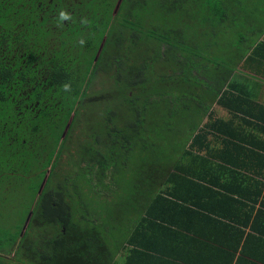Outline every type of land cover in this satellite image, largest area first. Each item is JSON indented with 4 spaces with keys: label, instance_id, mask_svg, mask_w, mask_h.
I'll return each mask as SVG.
<instances>
[{
    "label": "trees",
    "instance_id": "16d2710c",
    "mask_svg": "<svg viewBox=\"0 0 264 264\" xmlns=\"http://www.w3.org/2000/svg\"><path fill=\"white\" fill-rule=\"evenodd\" d=\"M119 1L0 0V205L8 199V188L21 186V189L14 191L19 192L18 201L25 199L19 203L23 205L22 208L18 202L17 207L16 204L12 205L13 212L19 207L16 230L11 232L12 225L0 226V264H7L3 260V251H10L11 248H6L10 245L22 250V260L20 257L16 259L19 264L110 262L104 246L94 255L79 251L81 246L78 244L83 245V242L88 248L94 244L97 250L102 240L95 225L92 228L74 225L66 190L59 186L62 181L57 178L51 184L48 180L47 186L41 190V183L55 156L54 151H50L42 162L43 149L46 145L50 148L60 145L62 154L66 140L73 137L71 132L77 126L79 116L94 113H90L91 108L85 112L86 107L101 104L103 107L102 102L109 100V97L115 104L105 106L103 116L98 114L96 121L99 132L94 133L93 145L87 147L96 158L101 173L107 175L111 174L110 171L115 172V182L117 177L128 174L131 167H134L131 171L141 169L149 158L159 154L163 142L177 134L184 144L171 165L152 162L142 173L138 190L147 182L150 188L153 185L155 188L145 199L141 214L127 234L125 255L120 264H264V219L262 222L259 220L261 215L264 216V200L261 207H252V213L255 211L253 222L249 225L252 233L245 234L238 225L224 223V219H233V216L226 212L223 214L226 207L220 209L217 205L219 198L233 202L238 199L227 198L224 192L227 187L213 190L203 185L204 177L193 176L185 168L199 167L200 164L205 166L207 163L208 167L250 171L252 175L242 171L235 172L237 175L234 176V173L230 174L233 183L242 186L254 184L261 188L264 186L262 135L254 136L257 139L250 140L251 143H244L228 135V120L214 116L209 105H206V114L201 115L200 109L204 107L202 100L204 102L205 99L203 96L199 99L203 86L200 84L206 80L198 84L196 75L189 76L185 69L184 72L177 70V66L183 67L179 63L172 67L173 73L156 75L157 49L150 55L142 56L136 65L128 62L133 51L138 50L140 33L169 45H177V36H172L174 27L172 23L167 24L166 16L179 24L183 21L181 12L184 10L185 22V18L191 21L192 15L188 13L195 12L197 0H174L169 6H166L168 0H121L117 7ZM234 1L244 9L243 13L252 12L255 18L264 21V18L261 20L264 10L258 6V0L251 3V9L245 6L250 0ZM211 2L218 4L220 1L203 0L202 22L210 25L214 24L213 16L220 14L215 13L220 12L219 8L211 5ZM162 12L166 14L161 15ZM61 13L65 18L61 17ZM225 18L226 10L223 9L218 20ZM156 21L157 24L166 25L161 27L162 33L156 30H149L148 33L140 31L144 24L155 27ZM102 41L103 50L98 54ZM108 46L112 51L108 49L105 56ZM191 49L184 47L185 53L200 55L196 49ZM233 49L228 54L230 64L227 63L226 68L210 66L209 59L204 60L203 64L199 62L197 68L201 69L207 80L220 70L215 74L217 83L213 87V103L225 108L235 118L263 126L261 133L264 134V95L258 96V91L264 88V40L251 42L246 50L240 46ZM141 55L144 53L141 52ZM237 60L241 61L240 73H234V67L230 66ZM99 71L107 75L106 82L109 80L110 83L104 87L107 93L105 98L104 90L99 94L90 92L92 81ZM151 95L164 99L163 103L155 101L156 108L163 106L155 120L148 117L147 110L150 108L146 105L139 108L137 102L144 98L146 103ZM126 107L134 109L135 114L132 115ZM202 117L203 120L198 122L201 124L181 135L183 125ZM159 118H163L164 122L157 121ZM211 133L222 137L221 145L217 148L219 154H214L218 163L193 153L212 151L215 144L208 139ZM106 137L110 142L107 146V142L104 143ZM187 155L191 164L184 166ZM89 168V165L80 168V172L89 171ZM185 183L189 185L184 190ZM206 183L214 182L207 180ZM215 183L224 185L218 181ZM97 188L94 190L96 201L102 195L101 187ZM140 190L142 194L144 188ZM78 194L79 201H84L81 193ZM253 194L254 198L261 194L264 198V191ZM236 195L241 196L242 193L236 192ZM235 203L244 206L241 200ZM29 212L31 219L28 228L25 235L19 237L21 222ZM212 212L221 221L208 215ZM184 213L190 218L211 217L224 224L226 230L237 231L238 236L246 235V238L233 239L237 240L236 244L232 239L219 241L209 231L204 239H187L189 248L184 253L185 233L181 220ZM50 226L52 232L46 231ZM220 232L221 236L225 235L223 230Z\"/></svg>",
    "mask_w": 264,
    "mask_h": 264
},
{
    "label": "rangeland",
    "instance_id": "374dc122",
    "mask_svg": "<svg viewBox=\"0 0 264 264\" xmlns=\"http://www.w3.org/2000/svg\"><path fill=\"white\" fill-rule=\"evenodd\" d=\"M173 1L174 0H168L166 6L171 5ZM219 1L220 2H218V4H214L211 2V5L218 6L220 12H215L217 14H221L222 10L225 9V19L218 20L220 16L219 14V16H213L214 24L210 25L208 22L203 23V0H197L195 12L188 13L192 15L190 16L191 21H188L187 18H185V22L184 10L181 12L183 15V21L181 23L179 22V24H177L178 21L174 22L171 20V18H168V15L166 16L167 24L172 23L174 27V34L172 36H177V45H169L165 41L153 39L151 36H142V34L140 33L137 41L138 50L136 52L133 51L132 55H130L128 59L129 64L136 65L141 61L142 56L145 57L147 55H150L157 49L158 57L157 62L154 65L156 75H162V72L173 73L172 67H174L176 63H179L182 64L183 67L177 66V70L184 72L185 69V73L189 76L196 75L199 80L198 84H200L201 80H206L204 83L200 84L203 86L200 90V93L202 95L199 96V99L201 100L202 96L205 99L204 102L202 100V103H204V107L200 109V111H202L201 115L206 114V105H209L211 109L214 106L217 107V105L213 104V97H215V91L213 87H215V83H217V76L215 74L220 70H215V74L211 75L210 79L207 80V78L203 75L201 69L197 68V65L199 66V62L203 64L204 60L209 59L212 62H209L210 66L213 65L214 68L218 67V69L226 68V66L230 64L228 62V54L232 53L231 50H234L233 47L240 46L243 50H246L248 44H250L251 42L254 43L258 40H264V21H259L254 17L252 12L250 13L248 11H245L243 13L244 9L241 8V6L238 5L234 0ZM255 2L256 0L253 2H251V0L247 1L245 6H247L248 9H251V3L254 4ZM120 3L121 0L118 2L117 7H119ZM257 3L258 6H262L261 10H264V1L258 0ZM168 12L169 9L166 11V13ZM166 13L162 12L161 15H164ZM261 15V20H263L264 12ZM157 22L158 21H156V24H154L155 27L152 26V24H144L142 26L143 28H141L140 31L143 33H148L149 30H156L159 34L162 33L163 30L161 29V27H166V25H163V23L162 25L161 23L157 24ZM181 35H183V37ZM103 44L104 42L102 41L97 51L98 54H100V52L103 50ZM178 45L179 47H177ZM184 47H188L190 49L194 48L198 53H200V55H191L190 53H185L186 51H184ZM108 49L109 52L112 51V48L108 46L105 56L107 55ZM141 52L144 53V55H141ZM154 55H156V53ZM231 57L232 56H230V58ZM240 63L241 61L237 60L233 65H230L231 67H234V73H240L242 67ZM161 66L162 70L160 71ZM104 74L105 73L102 71H99V73L96 74L94 80L92 81L90 92L99 94L104 90L105 96L103 97L105 98L107 93L105 92L106 89L104 87L109 86L110 83L109 80L108 82H106V79L108 78L107 75ZM152 76L153 79H155L154 73ZM182 77L184 79V74ZM155 101L163 103L164 99L161 96L157 98L156 95H151L150 100L146 103L144 102V98H141L137 101L140 104L138 105L139 108L144 107V105H146L147 108H150V110H147V114L150 120H155L158 117V113L163 108V106L161 105L156 108L155 104L157 102L155 103ZM102 103L106 106V108L115 104L114 101H111V97H109V100L104 99V102ZM101 105L93 108L88 106L86 107L85 112L91 108L90 113H92L93 111L94 113L90 115L82 114L81 116H79V119L76 121L77 126L72 129L71 132L73 137H69L66 140V143L63 146V149H65L62 151V154L60 152L62 150L60 145L56 148H50L48 145H46V147L43 149V151L41 152L42 158L40 157L42 159V162L43 159H46L50 151H54L55 156L53 164L48 167L43 182L41 183V190H43L47 186L45 185L46 181L50 180L49 183L52 184L54 180H57V178L58 180H61L62 182L61 184L59 183V186L66 190L65 193L67 194V197L66 195L65 197L71 206V212L73 214V218L75 219L74 225H78L83 228H90L92 225H95L96 231L100 234V240H102V245L97 250L95 249L94 244H90L88 248V246L83 242V245L78 244V246H81V249H79V251H84L85 253L94 255L96 252L102 251V246H104L106 256L111 259L108 264H120L123 261L125 255V239L127 237V234L129 233L130 228L132 227L139 214H141L143 210L142 208L145 206V199L154 192L155 188V185H153L154 188H150L149 183L147 182L146 184H143V186H141L140 189L144 188V191L142 192V194H140L142 190H138V186L139 181L142 178V173L152 162L171 165L173 162H175V155L177 151L182 150L184 148V144L177 134L171 139L163 142L164 144L163 147L161 146L162 148L159 151V154L149 158L146 162V164H148L147 166H145V164V167H142L143 169L141 168L139 170L132 171L131 169H133L134 167L128 166L131 167L128 174L123 177H117L115 182V172L110 171L111 174L107 173V175H105L103 172L101 173L100 168L95 162L96 158L91 155L92 152L87 147V145L89 144L93 145V140L95 138L94 133L99 132V123L96 121V118L99 116L98 114H101V116H103L102 114L106 109L105 106L101 107ZM179 105L181 106V104ZM126 110L129 111L132 115L135 114L134 109H129L126 107ZM80 118L84 119L80 120ZM200 120H203V117L200 119L197 118L195 122L190 123L189 125H183V129H181V135L184 134L185 131L192 129V127L201 124L198 123ZM157 121L164 122V119L162 118L161 120V118H159ZM170 127H173L172 124H170ZM106 142L107 137L106 140H104V143ZM109 143L110 142H107L105 146H107ZM87 165L90 166L89 171L87 170L84 172H80V168L86 167ZM54 173L55 175H53ZM49 183L48 186L52 187V185ZM94 183H98L99 185L95 186ZM97 187H101L100 190L102 191V195L96 201L94 200V198L96 197L94 190L98 189ZM15 189H21V186L13 189H6L8 199L0 205V212L3 214V216H1L2 214L0 213V226L12 225L13 227L11 228V232L16 230V226H18L17 223H19L16 220V217L19 215V207L22 208L23 206L19 203L24 202L25 200L20 198V200L18 201L19 192L14 191ZM78 193H81L80 195L83 198L82 200L84 201H79ZM132 195L134 197L130 198V196ZM91 198H93V201ZM17 202L19 204V207L13 212L12 205L16 204L15 207H17ZM80 204H82V206ZM85 214H87L88 216ZM30 219L31 212H29L26 215L25 220L21 222L19 237L25 235ZM45 230L48 232H52L53 229L50 226ZM70 232L71 235H73L72 231ZM6 248H11V250L6 252L3 251L4 262L7 264H19L16 259L22 256V250H17L15 245L13 247L11 245L6 246ZM70 256L71 253L68 254V257ZM20 260H22L21 257ZM27 264L29 263L27 262Z\"/></svg>",
    "mask_w": 264,
    "mask_h": 264
},
{
    "label": "crops",
    "instance_id": "0c3cea01",
    "mask_svg": "<svg viewBox=\"0 0 264 264\" xmlns=\"http://www.w3.org/2000/svg\"><path fill=\"white\" fill-rule=\"evenodd\" d=\"M261 92V94H260ZM258 91V96L259 97H263L264 95V88H262L261 91ZM214 106L211 110L214 114V116L216 117H221L224 120H228L227 124L228 126V135L234 139V137L239 138L240 140L244 141V143H251L252 139H257L254 138V136L258 137L261 136L264 138V134H262L261 130L263 128V126H259L257 124H255L254 122H250V121H246V120H242L239 119L238 117H233V115H231L225 108H223L222 106H219L216 103H213ZM231 120V121H230ZM264 133V132H263ZM227 134V133H225ZM216 134H208V139H211L213 144H215L212 149V151H197V152H193L195 155H199V156H205L207 157V159L212 160L215 163H218L214 154H219L217 153V148H219V146L221 145L222 142V137H219V139L216 137ZM228 136V137H229ZM264 141H261V145H263L264 143H262ZM245 145V144H244ZM234 153V151H233ZM210 155H213L214 157H210ZM189 157L187 155L186 159H184V166L185 165H190L191 163L189 162ZM186 170L192 174L193 176L196 177H204V179H206L205 181H202L201 183L203 185H206L210 188H212L213 190H221L222 187H227L226 190H224V192L227 194V198L231 199V198H236L238 200H226V201H222L221 198H219V201L217 202V205H219L220 209L223 207H226L224 209L223 214L229 213V216H233V219L229 218V219H224V223H228V222H232L236 225H238L239 227H241L242 229H244L245 234H250L251 235V230L249 228V225L253 222V212L252 213V207H254L255 209L261 207V204L264 200V198L262 197L263 194L257 196V198H254V192H258L259 190H261V192L264 191V186L263 187H258L257 185L251 184V185H241L240 183L236 184L233 183V179H232V173L233 176L237 175L235 172H239L242 171L243 173H246L248 175H252V173L250 171H243L237 168H220L217 166V168L214 167H208L207 163L205 164V166L203 165H199L195 166V167H186ZM257 174V173H256ZM227 177V178H225ZM207 180H211L212 182H214L213 184H208L206 183ZM220 182L223 183L224 185H220V184H216L215 182ZM189 185V183H185L184 184V190L185 187ZM236 192H240L242 193V195H236ZM239 197V198H237ZM243 201L244 206L239 205L238 203H235L236 201ZM255 200V201H254ZM218 210V209H216ZM237 215H235V213ZM208 215H211L213 218L221 221V218L219 216L216 215V213L212 212L209 213ZM262 217H259V220L264 219V216L261 215ZM213 218L211 217H194V218H190L188 216H186V213H184L183 217H181V220L183 221L184 224V230L183 233H185L184 235V253L185 251L188 250V244L186 243V240L189 238H198V239H204L205 235H208L209 231L211 232V235L213 238L217 239V240H224V239H228L235 242L237 240H233L236 238H241L244 239L246 238L245 236H238L237 231H231L230 229L226 230V227L224 226V224L218 223L216 221L213 220ZM256 218V217H255ZM136 221V220H135ZM224 231L225 235L221 236V232L220 231ZM226 230V231H225ZM185 231V232H184ZM186 231H190V232H186ZM242 242V241H241ZM238 254V253H236Z\"/></svg>",
    "mask_w": 264,
    "mask_h": 264
},
{
    "label": "clouds",
    "instance_id": "9594fccd",
    "mask_svg": "<svg viewBox=\"0 0 264 264\" xmlns=\"http://www.w3.org/2000/svg\"><path fill=\"white\" fill-rule=\"evenodd\" d=\"M61 17H62V18H65L63 13H61Z\"/></svg>",
    "mask_w": 264,
    "mask_h": 264
}]
</instances>
